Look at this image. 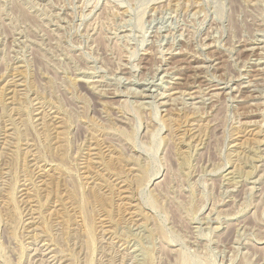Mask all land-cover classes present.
Returning a JSON list of instances; mask_svg holds the SVG:
<instances>
[{
    "label": "rangeland",
    "instance_id": "1",
    "mask_svg": "<svg viewBox=\"0 0 264 264\" xmlns=\"http://www.w3.org/2000/svg\"><path fill=\"white\" fill-rule=\"evenodd\" d=\"M0 264H264V0H0Z\"/></svg>",
    "mask_w": 264,
    "mask_h": 264
},
{
    "label": "bare ground",
    "instance_id": "2",
    "mask_svg": "<svg viewBox=\"0 0 264 264\" xmlns=\"http://www.w3.org/2000/svg\"><path fill=\"white\" fill-rule=\"evenodd\" d=\"M166 35V34H165ZM175 36V35H174ZM178 39V38H177ZM212 43V42H211ZM210 43V44H211ZM171 45V44H170ZM259 46V45H258ZM249 47V46H248ZM246 48V47H245ZM251 48V47H250ZM260 49V48H259ZM262 49V48H261ZM259 53V52H258ZM257 53V54H258ZM194 55V54H193ZM254 55V54H253ZM166 58V57H165ZM201 58V57H200ZM213 58V57H212ZM211 60V59H210ZM259 60V59H258ZM260 61V60H259ZM261 63V62H260ZM140 65V64H139ZM197 65V64H196ZM137 66V65H136ZM184 66V65H183ZM209 67V66H208ZM253 67V66H252ZM263 68V67H262ZM260 69V68H259ZM204 70V69H203ZM165 71V70H164ZM248 71V70H247ZM159 72V71H158ZM207 72V71H206ZM251 72V71H250ZM162 76V75H161ZM241 76V75H240ZM173 77V76H172ZM247 77V76H246ZM198 79V78H197ZM144 82V81H143ZM146 82V80H145ZM231 82V81H230ZM254 83V82H253ZM95 84V83H94ZM247 84V83H246ZM251 84V83H250ZM228 85V84H227ZM242 85V84H241ZM149 87V86H148ZM244 87V86H243ZM129 88V87H128ZM140 89V88H139ZM142 89V88H141ZM154 89V88H153ZM158 90V89H157ZM115 91V90H114ZM186 91V90H185ZM204 91V90H203ZM117 92V91H116ZM135 92V91H134ZM220 92V91H219ZM155 93V92H154ZM166 93V92H165ZM186 93V92H185ZM191 93V92H190ZM193 93V92H192ZM211 93V92H210ZM215 93V92H214ZM234 93V92H233ZM167 94V93H166ZM213 94V93H212ZM217 94V93H216ZM132 95V94H131ZM255 95V94H254ZM162 96V95H161ZM227 96V95H226ZM209 97V96H208ZM160 98V97H159ZM172 98V97H171ZM176 98V97H175ZM238 98V97H237ZM142 99V98H141ZM166 99V98H165ZM207 99V98H206ZM177 100V99H176ZM202 100V99H201ZM233 100V99H232ZM144 101V100H143ZM206 101V100H205ZM162 102V101H161ZM167 102V101H166ZM164 103V102H163ZM205 107V106H204ZM156 108V107H155ZM225 177V176H224ZM256 181V180H255ZM212 212V211H211ZM209 214V213H208ZM212 216V215H211ZM208 225V224H207ZM213 227V226H212ZM214 228V227H213Z\"/></svg>",
    "mask_w": 264,
    "mask_h": 264
}]
</instances>
